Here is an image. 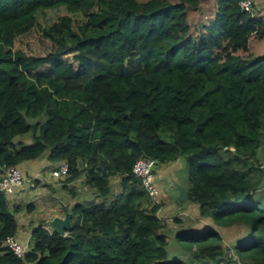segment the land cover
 <instances>
[{
    "label": "trees",
    "instance_id": "16d2710c",
    "mask_svg": "<svg viewBox=\"0 0 264 264\" xmlns=\"http://www.w3.org/2000/svg\"><path fill=\"white\" fill-rule=\"evenodd\" d=\"M202 1L0 0V181L46 156L69 164L65 187L84 177L96 198H115L68 209L66 237L35 228L18 257L6 241L19 223L0 193V264H187L168 261L164 202L133 171L141 158L181 157L196 223L213 225L178 236L193 262L264 264V199L253 202L264 186V54L249 53L264 19L244 0H215L193 36L189 9ZM223 229L247 231L234 254Z\"/></svg>",
    "mask_w": 264,
    "mask_h": 264
},
{
    "label": "rangeland",
    "instance_id": "374dc122",
    "mask_svg": "<svg viewBox=\"0 0 264 264\" xmlns=\"http://www.w3.org/2000/svg\"><path fill=\"white\" fill-rule=\"evenodd\" d=\"M147 1V0H143ZM176 1V0H173ZM215 0H204L202 1V7L196 11L189 9L190 25L192 28L193 36L197 33V28L201 25V21H197L198 18L206 16L214 17V6ZM264 14V10H260ZM206 17V18H205ZM195 25V27L193 25ZM250 52H256L255 55L264 54V39H251L250 41ZM240 55L246 56L245 53ZM73 52L69 51L65 54L64 58L74 63ZM32 123L33 121H29ZM17 141H23L25 144L31 143L29 137L17 138ZM257 164L264 168V150L259 149ZM56 163H50L47 161L46 156H43L36 160H30L19 165L25 177V183L21 187H17L14 194L8 197L9 205L12 212L15 214L16 219L19 223V231L17 233V239L20 237L29 236L31 232L39 226H49V222L59 215H64L65 211L62 208V204L72 208L76 204H88L91 202H111L115 200L111 196L106 198H96L95 191L90 186L83 182V178L77 180L68 185L64 186V183L60 179L53 177V170ZM38 181V182H37ZM114 187L118 188L119 184L117 179H114ZM155 183L160 189L159 195L161 200L164 202L162 209L159 212L160 217L165 221L167 227L163 233L167 236L168 240V261L170 263H176L182 261L187 264H195L193 254L188 247V243L179 242L178 236L180 234L190 232H201L193 228L197 225V213L199 212V206L190 202H183L179 198V191L177 186L180 185L185 191L189 188V170L188 162L185 157H181L175 162H168L166 164H158L155 168ZM72 190L76 191L74 195ZM117 191V190H116ZM14 195V196H13ZM158 198V200H159ZM264 199V186H260L257 193L254 196L253 202L261 201ZM32 206H34L32 208ZM19 208L18 210H16ZM181 219V223L176 221ZM176 220V221H175ZM211 225L209 222L204 221L197 226ZM201 226V227H202ZM209 226V227H210ZM220 234L224 237L225 242L231 244L246 236L247 231H233L231 230H220ZM239 237V238H238ZM231 239L232 241H229ZM33 236L30 239V244L33 246ZM231 254H234V248L231 246Z\"/></svg>",
    "mask_w": 264,
    "mask_h": 264
},
{
    "label": "built area",
    "instance_id": "2783aa9c",
    "mask_svg": "<svg viewBox=\"0 0 264 264\" xmlns=\"http://www.w3.org/2000/svg\"><path fill=\"white\" fill-rule=\"evenodd\" d=\"M241 8L246 12H253V3L249 0H244L240 4ZM156 161L152 159L141 158L134 166V173L137 177L144 181L145 187L149 192L150 197L159 198V189L154 183V170ZM70 167L68 163L62 164L59 169L53 172V177L56 179H66L69 176ZM25 183V177L18 167L7 168L0 181V193L10 196L15 188L21 187ZM6 246L18 257H23L27 252L26 248L21 246L15 238L10 237L6 241Z\"/></svg>",
    "mask_w": 264,
    "mask_h": 264
},
{
    "label": "water",
    "instance_id": "95a60500",
    "mask_svg": "<svg viewBox=\"0 0 264 264\" xmlns=\"http://www.w3.org/2000/svg\"><path fill=\"white\" fill-rule=\"evenodd\" d=\"M178 191H179V198L183 202H188L189 197L184 190V188L180 185L177 186ZM62 207L65 209V215L63 218L61 217H55L53 220L49 222V226L52 228L53 231L58 232L62 237H66L68 235V232L72 229L73 227V216L74 214L66 208L62 204Z\"/></svg>",
    "mask_w": 264,
    "mask_h": 264
},
{
    "label": "crops",
    "instance_id": "0c3cea01",
    "mask_svg": "<svg viewBox=\"0 0 264 264\" xmlns=\"http://www.w3.org/2000/svg\"><path fill=\"white\" fill-rule=\"evenodd\" d=\"M252 2H253V4H254V14L256 15V16H259V17H261V18H263L264 19V14L263 13H261L260 12V10L262 9V10H264V0H251ZM60 166V164H56L53 168H52V170H54V169H57L58 167ZM60 180H66V179H60ZM15 190H16V188H15ZM15 190H14V192L12 193V194H14L15 193ZM14 196V195H13ZM9 197V196H8ZM159 200H160V202H163L162 200H161V198H159ZM64 205V204H63ZM65 206V205H64ZM63 208V207H62ZM66 208L67 209H70V207H68L67 205H66ZM63 210L65 211V209L63 208ZM69 211V210H68ZM65 215V214H64ZM64 215H59V216H57V217H61V218H63L64 217ZM181 220V219H180ZM47 228H49V226L47 227ZM50 229V228H49ZM31 237H32V232H31V235H29V236H23V237H20L19 239H17V236H16V238H15V240L21 245V246H23V247H25L27 250L28 249H30V247H31V245H29L30 244V239H31Z\"/></svg>",
    "mask_w": 264,
    "mask_h": 264
},
{
    "label": "clouds",
    "instance_id": "9594fccd",
    "mask_svg": "<svg viewBox=\"0 0 264 264\" xmlns=\"http://www.w3.org/2000/svg\"><path fill=\"white\" fill-rule=\"evenodd\" d=\"M49 227H50V226H49ZM50 228H51V227H50ZM51 229H52V228H51ZM30 249H31V247H30ZM30 249H28V250H30ZM26 250H27V249H26ZM28 250H27V251H28Z\"/></svg>",
    "mask_w": 264,
    "mask_h": 264
}]
</instances>
